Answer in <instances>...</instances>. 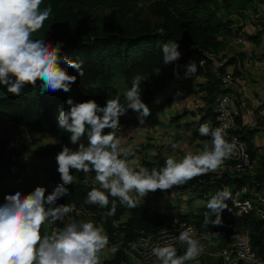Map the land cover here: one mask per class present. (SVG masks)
Returning <instances> with one entry per match:
<instances>
[{"label": "clouds", "instance_id": "obj_1", "mask_svg": "<svg viewBox=\"0 0 264 264\" xmlns=\"http://www.w3.org/2000/svg\"><path fill=\"white\" fill-rule=\"evenodd\" d=\"M43 2L0 0V86L13 96H20L29 85L38 88L41 94L70 93L78 75H84L82 62L61 54L63 41L53 45L48 39L34 37L53 13L51 5L41 7ZM179 48L178 42L163 44V64L172 67L177 79H192L198 65L189 60L181 66L183 54ZM199 66H203V61ZM69 69L76 70L78 75L70 74ZM145 81L146 77L136 74L131 87L123 93V103L119 96L107 98L104 105L95 99L77 102L69 96L65 101L67 107L58 108L57 127L70 133L69 142L75 147L63 145L56 154L60 182L51 192L37 185L28 193L17 189L4 195V202L0 204V264H102V254L109 248V236L102 225L92 220H70L57 231L42 232L46 225L64 223L74 211V206L58 203L71 195L68 186L78 182L74 172L86 178L94 174L98 186L87 192L83 203L106 208L104 215L112 217L118 205L135 209L150 193L166 192L215 173L237 155L238 144L234 137L227 138L226 125L213 127L201 123L200 136L209 138L201 151L188 152L179 159L167 155L159 167L142 166L131 148L121 147L118 130L122 126L121 118L129 111L137 114L139 125H145L151 116V108L142 98L141 84ZM160 102L159 98L154 101ZM169 144L173 151L179 148L177 142L169 141ZM229 200H233V192L227 186L212 195L206 208L215 218L211 219L206 212L202 227H224L222 213L231 212ZM245 207L250 205L245 202ZM172 223L179 226L178 235L150 249L157 264H199L205 248L214 246L213 239L221 236L219 231L208 233L205 244L196 237L194 228L186 227L178 217ZM173 241L186 246L183 254H178ZM144 246L143 241L131 245L137 250ZM110 251L114 254L117 248L112 246Z\"/></svg>", "mask_w": 264, "mask_h": 264}, {"label": "trees", "instance_id": "obj_2", "mask_svg": "<svg viewBox=\"0 0 264 264\" xmlns=\"http://www.w3.org/2000/svg\"><path fill=\"white\" fill-rule=\"evenodd\" d=\"M139 0H44L42 8L51 5L53 13L45 22L44 27L34 34L35 38L50 40L53 45L57 41H63L62 55L69 59L82 62L84 75L79 76L76 70L69 69L70 74L78 75L76 83L70 93L63 91L47 92L41 94L37 89L26 86L20 96H13L3 86H0V127L6 123L18 125L23 130L32 133L45 134L55 142L69 141L70 133L57 127L58 108L67 107L66 99L71 96L75 101L82 102L95 99L104 105L107 98L118 96L116 89L110 84L115 78H122L127 88L131 87L132 78L136 74L146 77L142 82V98L150 104L160 95L167 86L170 77L161 76V72L171 68L163 64L161 47L168 42H178L182 59L179 64L183 66L189 60L197 63L198 72L195 77L203 76L205 82L201 89L205 91V101L208 104H216L217 97L227 90L221 88L219 76L224 74L225 66L212 71V62L206 57L207 53H214L222 44L220 37L230 32L232 20L229 15L233 11L243 12L253 5L254 0H154L146 7L148 14L158 19L152 24L148 19L133 17L137 10ZM87 3H96L105 8L117 10V16L109 21L98 23L89 20L90 11ZM225 16L222 20L219 12ZM258 35L248 36L249 40H256ZM204 59L202 67L199 61ZM233 60V59H231ZM228 60L226 64L230 63ZM184 72L183 67L180 68ZM91 79L96 81L92 85ZM39 83V82H38ZM170 101L169 99L167 102ZM171 102V101H170ZM215 116L211 126L216 121V105L213 111ZM238 124L239 117H236ZM183 128V125H179ZM208 140V137H202ZM250 158L254 156L253 146L244 136ZM7 141L0 139V176L16 169L14 178L20 182L26 193L32 191L37 185L45 186L48 192L60 182L59 173L55 170L52 174L43 177V171L37 162L45 161L56 156L61 147L51 144L45 148H37L31 151V163H21L22 155L28 151V143L24 136L19 135L16 143L6 150ZM157 167L155 165L152 166ZM75 172L73 173V175ZM260 176H255L250 185L260 182ZM240 178L231 179L224 173L219 179L205 180L200 184L201 188L196 192V197L208 201L217 188L222 184L232 185L234 188L243 184ZM249 181V182H250ZM255 183H254V182ZM189 183H193L189 181ZM264 185H254L262 189ZM71 195L58 201V203L75 204L86 215L95 221L104 216L106 232L109 242H127L142 233H154L163 223L177 215L185 219H193L195 226L201 230L220 231L224 240L234 239L247 232L255 248L262 253L264 241V220H259L252 215L235 214L230 202L227 201L231 212L225 210L222 213L224 227H202L204 215L207 212L211 219L215 214L206 208V205L193 213H175L170 211L149 210L142 203L135 209L119 206L115 216L104 215L108 209H101L98 205H85L84 198L93 187L83 180L68 186ZM14 193L8 191L5 194ZM47 194V193H46ZM210 194H212L210 196ZM208 196H210L208 198ZM110 207V205H109ZM128 215L125 221H121L122 215ZM116 223V229L113 227ZM65 224H59L61 229ZM117 230L116 235L113 232ZM46 231L45 228L42 232ZM184 251H178L183 254ZM103 264H130L129 257L121 249H117L114 255L105 260ZM190 264V263H189ZM199 264H222L220 260L210 262L199 259Z\"/></svg>", "mask_w": 264, "mask_h": 264}, {"label": "crops", "instance_id": "obj_3", "mask_svg": "<svg viewBox=\"0 0 264 264\" xmlns=\"http://www.w3.org/2000/svg\"><path fill=\"white\" fill-rule=\"evenodd\" d=\"M252 4L251 7L243 11L245 16L235 13L229 16L230 20H232L230 32L220 37L222 44L217 51L207 54L211 57L213 72L224 65L225 71H231L235 76L240 91L234 102V109L239 117V133L250 141L254 151L252 158L253 171L248 175L251 176V179L255 176H260L257 179L260 182L255 183L253 181L254 185H264V27L262 26L264 25V0H254ZM255 34L258 35L256 40L248 39V36ZM228 60L231 61L226 64ZM179 71L181 77H183L184 72L182 70ZM167 75L170 79L163 93L150 103L155 105L151 116L154 117L157 112L163 111L166 113V110L172 107V112L175 109L174 116L171 117L172 122L161 121V124L156 127L154 122L152 124L149 122L151 117L149 116L147 118L148 122L145 123L146 125L151 124L150 128L155 127L154 129L157 130L156 136L163 137L168 142L174 141L179 144L181 156L175 155L179 159L188 152L196 153L203 149V144L206 140L200 136L198 129L201 123L212 125L215 116L213 112L215 105L214 103L208 104L204 99L205 91L201 89L205 82L203 76L188 80L177 79L173 75L172 67L161 72V76ZM169 93L170 95H168ZM157 98L161 100L159 104L154 103ZM168 99L171 104L166 102ZM173 121H177L175 126L172 125ZM179 125H183V130L178 129ZM159 129H167L168 131L160 132ZM157 141L158 139L149 142L154 143V146H159L156 143ZM160 148L161 146L157 147V152L152 148L155 152V157L158 158L153 159V161L159 162L158 166L164 161L163 155L160 156V150L166 149L164 147ZM171 154L173 155V152ZM85 183L87 182L85 181ZM251 183V181L248 182V185L252 186L250 185ZM87 184L95 186L91 182ZM262 189H264V186ZM199 201H203V205L207 204L204 200L200 199ZM156 210L164 211L160 208ZM127 217L128 215L126 214L122 215L121 221H125ZM101 220H104V216L101 217ZM117 243L120 244V242ZM110 247L112 246L110 245ZM109 248L102 254V264L114 255L111 254L108 259L104 257L105 252L110 254ZM203 254L208 256L210 262L218 261L217 247L205 248Z\"/></svg>", "mask_w": 264, "mask_h": 264}, {"label": "rangeland", "instance_id": "obj_4", "mask_svg": "<svg viewBox=\"0 0 264 264\" xmlns=\"http://www.w3.org/2000/svg\"><path fill=\"white\" fill-rule=\"evenodd\" d=\"M154 0H139L138 2V7L135 13L133 14V17L139 18V19H148L152 24H155L158 22V19H155L151 17L148 12L146 7L150 2ZM86 8L89 9L90 15H89V20L96 21L98 23H103L109 20L114 19L117 16V10L116 9H111V8H105L102 7L96 3H87ZM241 14L242 16H245L244 12L240 11H233L231 12V15L233 14ZM219 16L222 20H224V12L221 11L219 12ZM261 24V23H259ZM264 27V25H262ZM92 85L96 84V81L94 79H91ZM117 91L118 96L121 99V102L123 103V93L127 88V86L124 83V80L122 78H115L114 80L111 81L110 83ZM222 88V85H221ZM163 93V92H162ZM161 93V94H162ZM160 94V95H161ZM170 95V93L168 94ZM167 102V101H166ZM168 104H171L170 101L167 102ZM149 107L151 108V111L154 109L153 104H148ZM172 107L170 109L166 110L165 112H157L154 114V117H150L151 124L154 122L157 126H159L161 121L165 122H172V118L175 113V109H173V112L171 111ZM178 118V117H176ZM146 123L148 122V119H146ZM170 120V121H169ZM137 120V114L129 111L127 116L121 118V127L118 130V135L122 138V148H131L132 151L135 154V158L139 160L140 164L144 167H147L149 169L152 168L153 165L159 167L158 165L160 164L159 162H154L153 159H158L155 157V152H157V147L161 146L166 148L165 150H162L161 148V155L164 159L167 155H170L173 152V155H180L181 156V149L178 148L177 150L173 151L171 148L170 144H168V140H164L163 137L156 136L155 134L157 130H155V127H151L150 125H139ZM180 122V119H179ZM177 124V121H173L172 125L175 126ZM143 126V127H141ZM145 126V128H144ZM1 136L0 139L3 141H7L8 143L12 140L13 144L16 143L17 137L19 135H22L26 138L27 143H28V151L25 152L22 155L21 158V163L24 165H28L31 163V151L37 148H45L48 147L51 144H56L59 145L61 148L63 145H68L69 147H75L70 144L68 140L65 141H60V142H55L54 139L48 135L45 134H37V133H32L27 130H23L20 128L18 125L13 124V123H6L3 124L1 127ZM178 129L183 130L182 128L178 127ZM153 130V132H152ZM167 130V129H164ZM164 130H160V132H166ZM149 131V132H148ZM151 131V132H150ZM168 131V130H167ZM159 135V134H158ZM155 139H158L156 142L157 145L159 146H154V143H150L149 141H152ZM151 148V149H150ZM155 151H153L152 150ZM40 165V168L43 171V177L48 176L49 174H52L55 170L56 166V161L54 157H50L45 161H40L37 162ZM16 169H13L10 173H3L0 176V202L2 201V195L8 191H16L17 189H22V186L20 185V182L14 178V175L16 172ZM224 173L223 169L220 168L217 172L215 173H209L207 175L197 177L196 179L193 180V183H187L183 186L179 187H174L171 190H168L166 192H161L157 191L155 193H150L149 196L145 199V201L142 203L143 206L147 207L149 210L155 211L156 209L160 208L163 209L164 211H171L172 214L175 213H193L197 209H201L203 207V201H199L200 199L196 197V192L200 190L201 186L200 184L205 180V183L207 181H210L215 178H220L221 175ZM74 176H76L79 179L83 180L84 182L86 181L87 183L91 182L95 184V186H98L94 180V174L90 175L89 177H85L82 173H75ZM251 176L246 174L244 175L240 180L242 183H247L250 181ZM24 193H26L25 190H23ZM192 202V203H191ZM207 202V201H206ZM74 206V211L69 214L68 217L65 218L64 223L57 222L56 224L52 225H46L45 230L48 232L51 231H57L59 230L58 228V223L65 224L70 220H75L77 222L80 221H87V220H92L94 223H96L98 226L102 225L104 229L106 230V225L104 223V220H98L95 221L94 218L90 216H86L80 209L77 207L75 204H69ZM118 241V240H117ZM110 243L109 246H115L117 249L120 248V244L117 243ZM111 248V247H110ZM109 248V250H110ZM112 252H105V256L107 259L111 257ZM206 259L207 261H210L208 256L201 255L199 259ZM130 264H135L136 259H133L132 257H129ZM219 260V259H218ZM217 261V260H214ZM190 264H194V262H189Z\"/></svg>", "mask_w": 264, "mask_h": 264}, {"label": "built area", "instance_id": "obj_5", "mask_svg": "<svg viewBox=\"0 0 264 264\" xmlns=\"http://www.w3.org/2000/svg\"><path fill=\"white\" fill-rule=\"evenodd\" d=\"M208 59H211L209 55H206ZM203 61L204 59L199 61ZM220 82L222 89L227 92L221 93L216 99V121L214 127L226 125L228 132V139L231 140L233 137L236 139L238 144L237 155L227 160L222 166L224 174L231 178H240L246 174H250L253 171V162L249 156L245 141L242 139V135L238 132V124L236 121V111L234 109V102L240 93L235 76L231 71H225L220 76ZM12 146L10 142L9 147ZM215 178L212 180H216ZM227 186L233 192V200H229L232 208L235 210V214H247L256 217L259 220H264V189H258L249 186L247 183H243L236 188L232 185H223L217 188L213 195L222 190ZM210 194V196L212 195ZM247 202L250 207H245ZM178 217L186 227H192L195 230L197 238H200L202 243L207 244L205 235L215 231L201 230L195 226L193 219H185L177 215L173 216L170 220L166 221L161 227L154 233H140L133 240L127 242L120 241V249L128 256L136 259L135 264H157L155 258L151 256V247L156 244H163L165 241L172 240L173 237L178 235L176 229L178 225L173 226V219ZM116 229V224L113 225ZM220 232V231H219ZM117 230L113 232L116 235ZM221 236L218 239H213L214 246L217 247L218 259L222 264H264V241L262 244V253L259 252L258 248H255L249 238L247 232L242 233L234 239L224 240ZM137 241H143L145 246L137 249L131 247L132 244ZM178 251L185 250L184 245H180L178 242L173 241ZM206 247V248H208Z\"/></svg>", "mask_w": 264, "mask_h": 264}, {"label": "bare ground", "instance_id": "obj_6", "mask_svg": "<svg viewBox=\"0 0 264 264\" xmlns=\"http://www.w3.org/2000/svg\"><path fill=\"white\" fill-rule=\"evenodd\" d=\"M238 129H239V127H238ZM238 132H239V130H238ZM0 136H1V128H0ZM10 142H12V146H13V145H14V144H13V141L11 140ZM10 142L8 143L6 150L12 147V146L9 147ZM245 143H246V142H245ZM246 146H247V145H246ZM209 197H210V196H208V198H209ZM114 224H115V223H113V225H114ZM182 251H184V250H182Z\"/></svg>", "mask_w": 264, "mask_h": 264}, {"label": "water", "instance_id": "obj_7", "mask_svg": "<svg viewBox=\"0 0 264 264\" xmlns=\"http://www.w3.org/2000/svg\"><path fill=\"white\" fill-rule=\"evenodd\" d=\"M2 154H4V153L1 152L0 155H2Z\"/></svg>", "mask_w": 264, "mask_h": 264}]
</instances>
